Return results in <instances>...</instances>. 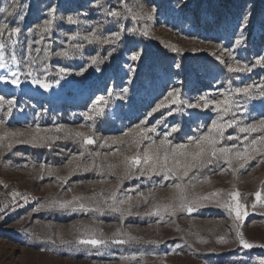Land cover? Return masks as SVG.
Masks as SVG:
<instances>
[{"label": "rangeland", "instance_id": "rangeland-1", "mask_svg": "<svg viewBox=\"0 0 264 264\" xmlns=\"http://www.w3.org/2000/svg\"><path fill=\"white\" fill-rule=\"evenodd\" d=\"M21 2L29 5L30 1ZM4 3L5 0H0V7ZM127 7L141 17L139 20H133L131 14L126 12L129 17V28L139 30L146 27L148 35L144 36L140 31L127 35L129 46L123 54L124 61L116 72L111 74L110 79L82 83L67 73L56 80L59 81L57 83L41 77L51 84L48 89L32 84L30 79L25 80L23 75L20 77L22 81L20 86L0 81V95L5 99L13 97L16 99L10 115H6L7 104L0 109V118L4 120V124L0 125V133L20 131L25 135L17 139L28 141L31 139L29 133L34 132L37 127L43 136L45 130L69 126L68 124L79 131L88 132L89 125L94 123L99 145H101L99 138H109V144L104 146L112 148L110 153L119 147L122 153L131 155L135 148L112 144L110 138L121 137L126 129L140 123L155 104L172 89H179L182 99L195 102L202 95H208L210 99L220 98L219 91L228 89L229 82L233 89L253 84L249 77L256 71L257 66L251 72H229L230 76L234 74L232 78L222 76L223 70H227V64L237 66L236 61L230 59L223 50L225 48L232 50L236 60L242 64L247 63L251 66L254 63L257 57L254 56L252 59L248 55L247 41L264 29V0H230V4L216 0L215 6L209 10L197 11L194 9L193 0H130ZM148 13H151L152 18L144 19ZM246 13H250L247 27L241 29L239 25ZM0 19H3L2 15ZM205 26H208V29H204ZM241 31L246 39L242 45L236 46L234 41ZM158 46L186 57L185 66L190 72L187 85L182 82L183 65L173 56L169 63L157 65L152 75L149 73L142 75L141 63L150 50H155ZM173 46L178 51H172ZM134 52L140 53V58L136 61L130 59ZM218 55H223L224 63L216 59ZM192 61L195 62L193 65ZM177 64L180 65L179 68L176 67ZM9 67L22 73V67L19 69L15 65ZM205 70L209 74L203 73L202 77L207 78L208 86L202 87L198 79L202 78L199 77L200 72ZM8 72L9 69H0V75ZM125 88L127 92L123 91ZM108 89H112L111 96L108 95ZM101 95L108 99L106 118H98L95 122L86 120L83 114ZM254 97V99L236 97L237 101L248 109L247 112H244L243 108L236 112L240 126L258 121L260 113L264 112V102L261 100L259 89L255 90ZM63 109L69 110L64 118L60 116ZM166 112L167 109H160L158 113L148 118V124H154L160 115ZM216 115L211 108L205 110L185 107L183 112L167 116L166 123L169 126L178 123L180 127L184 126L188 130L187 136H193L200 134L197 129L201 125L205 126L202 131H206V125ZM230 118L231 116L225 119ZM99 119L106 121L103 130L96 126ZM64 121L69 123H62ZM43 122L50 125L41 128ZM163 131L164 126L160 125L157 133L150 135L158 141ZM225 134L238 135L241 139L247 135L240 133L235 126L227 129ZM259 134L253 133L249 139ZM8 143H12L10 149L7 147ZM233 143L239 142L233 140ZM17 144L30 143H17L8 138L0 142V264H243V261L253 264L259 259H264V248L238 250L235 233L231 231L232 217L214 201L203 202V206L197 207L192 213L182 212L172 219H169L168 215H164L163 220L156 216L152 218L144 216L132 225V229L140 232L148 240L154 239L162 241L161 243L135 251H126L112 243L96 246L95 250L74 249L59 254L56 251L57 244L51 242L52 237L70 236L75 231L74 226L87 221L84 217L48 220L44 214L37 213L39 205L51 198L71 199L73 195H81L83 192L89 193L92 190L99 192L101 189L107 191L117 182L88 181L64 189V184L56 179V175L72 167L68 162L59 166L44 164L55 172V175L49 176L46 170L41 172L40 166L43 163L34 165L25 156H22L20 161L14 160L9 154ZM41 175L43 179L40 178ZM207 178V181L205 178L200 179L195 187L188 188L190 197L193 193L206 194L218 189L223 190V196L224 193L231 191L233 186L242 196L247 194L246 196L254 197L253 194L264 185V160L257 158L251 161L236 176H233L231 171L221 172L218 169ZM164 182L159 183L148 177L136 187L120 189L118 196L123 198L125 194H130L134 197L135 203L137 189L145 195L150 190L153 191L155 200L149 198L148 203H141L139 207L133 208L134 213L143 214L154 202L164 201L170 195L168 185L171 182L168 184ZM14 193L19 195L14 196ZM165 194L168 196L164 197ZM254 201L250 205L245 203L248 205L250 215L244 221L242 230L250 242L264 244L262 214L264 207L257 204L253 209L251 205ZM107 226L110 228L112 225ZM221 235L226 236L227 243L218 241ZM141 253L144 255L141 256ZM133 256L135 259H131Z\"/></svg>", "mask_w": 264, "mask_h": 264}, {"label": "snow or ice", "instance_id": "snow-or-ice-1", "mask_svg": "<svg viewBox=\"0 0 264 264\" xmlns=\"http://www.w3.org/2000/svg\"><path fill=\"white\" fill-rule=\"evenodd\" d=\"M26 5L21 3V0H5V3L0 7V15L3 19H0V69H9L6 74L0 75V81L10 82L12 85L20 86L21 75L24 76L25 80H29L32 84L39 85L44 89L51 87L45 79L41 78V74L47 77L51 71V65L47 62L52 56H69V49L72 50L74 54L78 53L83 56V50H85V44H96V45H108L111 50L107 52V55L101 56L99 51L96 54L90 55L88 60L90 61L88 67L97 66L96 70L99 71L98 65L105 62L112 54L116 51L115 47L118 42L122 40L125 32V25L121 22L120 18L123 13L118 11L115 7H107L102 2V0H96V3L92 6L94 10L98 9L100 15L103 17L102 20L96 22L95 26L91 27V31L84 29L86 34H82L81 30H77L71 35L67 36L69 42L75 41V43H69L68 48H61L60 51L53 52L51 50L52 45V34L56 28V21L64 19L62 16H57L58 7L53 4L49 6L46 10V17L41 23L36 24L34 27H29L27 29V51L24 50L23 42H21L18 37L22 32L20 26L11 27V23H18L26 18ZM123 8L132 16L133 20L141 19L140 16L131 12V9L127 5H123ZM155 11V8L152 9ZM80 15V14H78ZM87 17L88 13H82ZM250 13H246L241 20L239 27L244 29L247 27V21ZM144 19H151V13H148ZM68 24L84 25L88 21L79 20L74 18L72 15L67 16ZM113 25L117 28L115 31L109 30L108 35H104V26ZM140 33L144 36L148 35L147 28L136 29L128 28L127 32ZM7 34V35H6ZM37 34L39 39L32 40L31 37ZM46 38L48 39V44L43 48L36 47L33 49L32 45L42 44ZM245 36L243 32L239 34L238 38L235 39L234 45L239 46L245 42ZM60 43L63 44L64 40L61 39ZM43 52V55H39ZM172 51H178V49L173 46ZM224 53L232 60L236 61V67L232 64H227L228 72H251L256 66H264V56H258L254 63L249 66L247 63H241V61L236 60L233 51L225 48ZM35 52L36 55L32 53ZM140 58V53H132L130 59L136 61ZM216 59L224 63L223 55L216 56ZM10 65L17 66L19 69L21 66L26 69L24 73L16 70L10 69ZM177 68L180 67L179 64L176 65ZM87 70L86 67L80 69L79 74H83ZM68 69L65 67H59L57 74L64 75L68 73ZM59 83V81H56ZM259 89L261 93V100L264 102V78H262L259 84H247L243 87L231 88V83L229 82L228 89H222L219 91L220 98H209L208 95L200 96L195 102H190L188 99H182V93L179 89H172L169 91L163 99L155 104V107L149 111L145 118L140 121V123L133 125L131 128L126 129L121 137L110 138L111 143L115 145H127L129 148H135L133 154L128 155L122 153L120 148L117 147L111 155L120 156L122 159L119 164H114L111 162L105 163L109 154L101 152H88L85 147L84 151L72 154L69 158L68 165L72 166L70 169V175L76 171L83 169V171H89L98 168L101 175L107 172L110 175H114L117 178L116 185L105 191L101 189L99 192L93 191L92 195H73L71 199H56L51 198L46 203L40 204L39 209H58V210H71V211H84V212H112L118 213L121 221H123L125 215L131 216L133 214L140 215L139 212L133 213L134 207H139L141 203H148L149 198L155 200L154 192L149 191L147 195L139 192L137 189V195L134 197L130 194H125L123 198L118 196L120 191V185L122 182L132 175L137 173L140 176L145 175H162L164 180L173 179V182L168 185L170 189V195L167 197L166 201H156L154 202L148 211L144 212L145 216H156L160 220H163L164 215L169 217L175 216L178 212L192 213L197 207L203 206V202H215L219 207L224 208L228 214L232 217L233 223L231 225V231L235 233V239L238 242V250L244 249L249 250L256 247L264 248V244H256L250 242L245 238L244 232L242 230L244 221L250 215L248 205L242 202L241 192L233 186L232 190L224 193L223 190H215L206 194H195L193 193L191 197L188 193V188L195 187L193 181L196 177L190 176V173L194 171L199 172L201 169H207L209 166L219 167L221 172L231 171L233 176L245 169L251 161L261 158L264 160V112L260 113V118L258 121L244 126H240V121L236 117V112L243 108L244 112L248 109L243 107L239 101H237V96H244L249 99H254V92ZM127 92V89H123ZM112 89H108V95L111 96ZM16 103L15 97L11 99H5L3 95H0V109H3L5 104H7L6 115H10L12 112V107ZM108 105V99L104 96H98L95 101H93L92 106L84 113V118L88 121L95 122L98 118L105 117V109ZM198 108V109H210L217 115L215 118L211 119V122L206 125V131H202L205 127L201 125L197 131L199 135L187 136L186 143L173 144L169 137L172 133H177L181 130L180 125L173 124L169 126L166 123V117L172 116L174 113L183 112L184 108ZM160 109H167V112L160 115V118L155 121L154 124H148V118L152 117L155 113H158ZM39 115V114H38ZM231 116L230 119H225ZM4 124V120L0 118V125ZM160 125L164 126V131L160 135L159 140L153 138L150 134H155L158 131ZM237 127L240 133H246L241 139L240 136L228 135L225 137V132L229 128ZM46 132H52V129L45 130ZM55 132H63L64 138L79 139L81 145H93L98 142V138L95 136L94 123L89 125V131H79V130H68L64 126H57L54 130ZM40 128L37 127L34 132L29 133L31 139L28 141L18 140L17 137L24 136L25 133L20 131H11L0 133V142H3L6 138L17 142H28L37 143L41 146L51 147V141L60 139L59 136H49L40 135ZM253 133H260L253 139L249 137ZM124 137L129 139L125 140ZM101 141V147L109 144V138H99ZM227 139L229 141H238L239 143L224 144L223 141ZM7 147L10 149L12 143H8ZM91 158L90 164L81 163L82 158ZM97 158L101 159V163L97 165ZM226 165V167L224 166ZM122 166V172L117 174L116 169ZM41 172L47 171L49 176L55 175V172L50 168L41 164ZM43 179V175L40 177ZM185 178H188V183H185ZM56 179L61 182V184L67 183L66 177H61L56 175ZM208 178L205 177V181ZM70 190V189H69ZM19 195V193H14V196ZM247 194H244L246 197ZM255 201L251 205L253 209L256 208L257 204L264 207V185L260 190H257L254 194ZM27 202V197L24 198ZM264 214V213H262ZM160 220L157 222L159 223ZM76 235L73 240H65L62 237L59 239L60 245H91L104 246L109 243L114 244H125L130 242H139L137 237L131 236L123 231L122 228H117L111 237H105L101 229H97L92 225H79L74 226ZM127 236V239H121L119 237ZM51 239V238H49ZM220 243H227L228 240L226 236L221 235L218 237ZM56 244V240L51 241ZM162 241L151 240L147 243L158 244ZM206 242V241H205ZM144 254L141 253V256ZM121 259H129V257H121ZM135 259V256L131 257ZM243 264H249L248 261H243ZM253 264H264V259H259L253 262Z\"/></svg>", "mask_w": 264, "mask_h": 264}, {"label": "trees", "instance_id": "trees-1", "mask_svg": "<svg viewBox=\"0 0 264 264\" xmlns=\"http://www.w3.org/2000/svg\"><path fill=\"white\" fill-rule=\"evenodd\" d=\"M26 2V0H23V2ZM29 5H26V18L23 21H19L18 23H11V27L20 26L22 28V32L18 39L23 42L24 50L27 51V43H28V37H27V29L29 27H34L36 24L41 23L43 19L46 17V10L49 6L55 4L58 7L57 16H62L64 19L57 20L56 21V28L53 31L52 34V45L51 50L53 52L60 51L61 48H68L69 43H75V41L69 42L67 40V36L64 35L65 33L67 35H71L72 33L76 32L77 30H81L82 34H86L84 32V29H87L88 31H91V27L95 26L96 22L99 20H102L103 17L100 15L99 10L93 9V5L96 3V0H29ZM194 1V9L197 10H209L210 8L215 6L216 0H193ZM102 2L107 7H115L118 11H121L123 13L122 17L120 18L121 22L125 25V32L122 37V40L118 42L116 45L112 46L116 48V51L112 54L111 57H109L105 62L98 65L99 71L96 70L97 66L88 67L90 61L88 60V57L90 55L96 54V51H99L101 56L107 55V52L111 50L110 46L108 45H96V44H85V50H83V56H80L78 53L74 54L71 49H69V56L68 57H62V56H52L47 61L51 65V71L47 77H44L41 74L42 78H45L49 81H56L58 80L62 75H58L57 71L59 67H65L69 71L71 75H73L74 79L86 83L89 80H102L105 81L107 79H110L111 74L115 73L117 68L123 63V54L126 51V49L129 46V38H127V35H129V32H127V29L129 28V17L126 13L127 11L123 8V5H130V0H102ZM227 3L230 4V0H220V3ZM22 3V2H21ZM34 6V7H33ZM33 8V9H32ZM38 11V13H37ZM82 13H88L87 17L82 15ZM80 14V15H78ZM72 15L74 18H78L79 20H87L88 23L84 25H77V24H68L67 23V16ZM3 18V16H2ZM204 29H208V26H205ZM109 30L115 31L117 28L113 25L106 24L104 26V35L109 34ZM32 40L39 39V36L37 34H34L31 37ZM48 39L46 38L45 41L40 44L36 45L33 44L32 47L35 49L36 47H39L43 49L48 44ZM63 39L64 43L61 44L60 40ZM247 52L248 55L253 59L254 56H264V29L257 35H253L252 38H248L247 41ZM33 55H36L35 52L32 53ZM39 55H43V52ZM171 56L175 57L180 63H182V71L184 74L182 75V82L184 84H188V75L189 71L187 67L185 66L186 63V57L174 54L170 50H165L164 48L158 46L155 50H150L148 56L143 60V63H141V72L142 75L150 74L152 75L154 72V69L157 67V65L163 64V63H169V60L171 59ZM195 62H191L193 65ZM163 66V65H162ZM22 67V66H21ZM82 67H86L87 70L83 72V74L80 73V69ZM26 71L25 68L22 67V73ZM208 71L205 70L204 72H200L199 77H202V74L207 73ZM211 75V74H210ZM222 76L224 77H233L234 74H231L228 72V70H223ZM250 80H252L253 84H259L261 83L262 78H264V66H257L256 71L250 75ZM199 84L204 86H208L207 78H199ZM245 98V97H244ZM63 112L60 113L61 117H65L68 115L69 110H62ZM106 121H102L99 119L96 122V126L100 127V129L103 130L104 125ZM61 123V122H60ZM62 123H69V122H62ZM48 123H41V128L47 127ZM69 126H64L65 129L68 130H77L73 125L68 124ZM50 127V126H49ZM181 130L177 133H172V135L169 137V139L172 140L173 144H179L184 143L187 138V129L184 128V126L180 127ZM52 132H44L45 135H55L61 137L60 139H57L55 141H51V147L48 146H41V144L37 143H30V144H17L13 146L12 150L10 151V156L13 157V159L20 161L22 156H25L29 159L31 163L34 165L36 164H51L53 166H59L67 163L69 161V158L72 154L79 153L80 151H84L85 147L87 148L88 152H101L109 154L107 157V161H104L105 163L111 162L114 164H119V161L122 159L120 156H113L111 155L110 151L112 148H108L106 146L101 147L99 145V142L93 145H87L83 146L81 145L79 139H73V138H64L63 132H55L54 128L52 129ZM225 137H227V134H225ZM224 144H232L233 141H229L225 139L223 141ZM10 157V158H11ZM101 159L97 158V165L101 163ZM81 163L83 164H90L91 158L87 157V155L82 158ZM71 169V168H70ZM70 169L64 173H60L59 176L66 177L67 183L64 184V189L73 188L77 184H85L88 181H109V182H117V178L114 175H110L107 172H105L104 175H101L100 170L98 168L92 169L89 171H83V169L74 172L70 175ZM219 167L215 166H209L207 169H201L199 172L194 171L193 173H190V176H195L196 180L193 181L195 184L198 183L200 179H203L205 177H208L209 175L213 174L215 171H217ZM122 166L118 167L116 169L117 174L122 172ZM148 177H151L152 179H155L159 183L165 181V184H168V182H173V179L164 180L162 175H145L140 176L138 173L136 175H132L129 178L125 179L122 184L120 185V189L126 190L132 187H136L139 184L143 183L148 179ZM102 183V182H101ZM185 183H188V178H185ZM96 185V184H94ZM93 191H90L89 193H81V195L90 196L92 195ZM168 195L165 194L164 197H167ZM166 201V199H164ZM254 201V197L252 195L249 196H242V202L251 204ZM38 214H44L45 218L48 220L55 219V220H61V219H73L76 217H84L87 222H84L83 225H92L97 229H101L103 231V234L105 237H111L112 234L116 231L117 228H122L123 231L127 234H130L131 236L137 237L139 242H130L125 244H117V247L123 248L126 251H135L138 249H141L143 247H146L148 245H155L147 243L148 240L147 237L142 235L140 232L132 229V225L136 223V221L142 219L145 215H125L123 221H121L120 216L118 213H112V212H104V213H96V212H84V211H75L72 212L71 210H58V209H41V211L37 212ZM80 213V214H79ZM134 213V212H133ZM181 215L182 212H178L176 216L169 217V219H172L174 217H177L178 215ZM37 217V216H36ZM152 218V216H150ZM111 224L112 226L109 228L107 225ZM76 235V232L74 231L70 236H62L65 240H73ZM61 237H52V240H56V244L58 246L57 252L59 254H65L67 251H72L74 249H80L81 251L87 250L89 248L94 249L91 245H60L59 239ZM121 239H127V236L119 237ZM154 240V239H152ZM170 241V240H169ZM112 244V243H109ZM83 253V252H81ZM93 255V252H92ZM201 255V254H200ZM232 257V256H230Z\"/></svg>", "mask_w": 264, "mask_h": 264}]
</instances>
